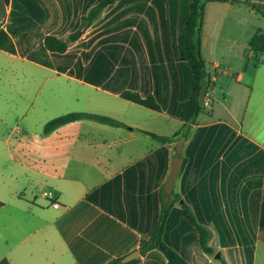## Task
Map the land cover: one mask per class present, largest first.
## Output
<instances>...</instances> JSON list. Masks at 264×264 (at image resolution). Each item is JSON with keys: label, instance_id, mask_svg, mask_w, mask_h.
Returning <instances> with one entry per match:
<instances>
[{"label": "crops", "instance_id": "crops-1", "mask_svg": "<svg viewBox=\"0 0 264 264\" xmlns=\"http://www.w3.org/2000/svg\"><path fill=\"white\" fill-rule=\"evenodd\" d=\"M97 1L0 0V27L15 46L14 53L0 49V110L21 118L14 126L0 120V264H102L135 249L131 264H166L159 250L140 253V246L158 220L178 141L145 131L171 135L182 125L192 73L177 37L189 0H115L64 52L45 47V35L65 38ZM257 3L264 0L205 4L201 54L211 81L207 99L215 104L181 140L173 188L181 200L162 235L191 264H223L220 257L264 264V58L241 40L235 74L218 71L215 58L225 49L221 26L222 37L235 33L223 19L247 15ZM17 81L25 83L18 88ZM35 83L41 89L33 95ZM125 89L153 95L161 110L122 98ZM39 96L44 110L67 105L123 124L80 119L45 133L46 118L33 121L25 112ZM182 200L211 230L214 255L201 249Z\"/></svg>", "mask_w": 264, "mask_h": 264}, {"label": "trees", "instance_id": "trees-1", "mask_svg": "<svg viewBox=\"0 0 264 264\" xmlns=\"http://www.w3.org/2000/svg\"><path fill=\"white\" fill-rule=\"evenodd\" d=\"M115 0H98L92 5L85 14L81 15L79 26L72 32L68 33L65 38L59 37L53 34H47L44 37V45L49 51L53 52H64L69 42L75 41L94 20H96L102 10L113 3ZM208 1H223V0H189L188 2V14L184 25L177 37L178 53L181 59L185 60L192 73V86L189 97L183 101L179 118L182 121L181 127L171 135H159L153 132L145 131L152 137L156 138L161 142L179 141L185 140L189 136L191 124L195 121L196 117L200 113H206L208 110L205 105L199 102V90L206 84L208 87L211 85L207 73L206 61L201 54V37H202V26L204 18V8ZM258 9L261 16L264 18V3H257L255 6ZM0 49L8 51L10 53L15 52L14 43L9 34L0 27ZM248 49H253L261 57L264 58V32L255 33L249 43ZM257 61V58L253 57ZM120 96L126 100L132 101L144 107L150 108L155 111H160V105L156 101L153 95H143L137 91L125 89L121 91ZM80 119H90L100 123L110 125H122L123 123L113 117L88 112V111H70L57 115L47 120L43 126V131L48 133L58 126ZM165 195L161 191V207L159 212L158 220L151 234L145 238L140 246V253H144L150 249L159 250L166 259V264H191L187 262L175 249L167 245L163 240V231L165 227V221L171 206L174 202L181 200V196L173 192L169 198H165ZM182 209L189 220V222L195 227L198 233V241L201 249L209 254L214 255L216 250L210 246L209 241L211 239V230L199 223L190 206L181 201ZM121 257L112 258L102 264H131L136 259L128 262H121ZM223 264L227 262L220 257Z\"/></svg>", "mask_w": 264, "mask_h": 264}, {"label": "rangeland", "instance_id": "rangeland-1", "mask_svg": "<svg viewBox=\"0 0 264 264\" xmlns=\"http://www.w3.org/2000/svg\"><path fill=\"white\" fill-rule=\"evenodd\" d=\"M251 5L253 6V3H251ZM245 12L243 11L241 13V15L238 17V15H236L235 17H227L225 19H223V21L221 22V24L223 25H229V19H231L232 22V26L233 29L235 30L234 35H232L233 39H236V43L233 45H230V42L232 40L226 39L227 38V33L223 30L225 29L224 26H221L222 29L220 31L219 34V42L220 45L223 46L224 49V53L223 55H216V59L219 62L218 68L217 70L219 71H224V72H228L231 74H235L238 70V57H237V53H238V44H239V40H241L242 43H248L251 39V37L256 33V31H263L264 32V18L261 16V14L259 13L258 9H256L255 7H253V9L251 10V12L249 11V14L245 15ZM222 35H225L226 38L222 37ZM217 40V41H218ZM222 47V48H223ZM248 47V44L246 45L245 48ZM232 51L231 56H228L227 52ZM260 60V59H259ZM224 74H220L218 73V80L221 79H225L222 77H225ZM28 83V81H26ZM219 82V81H218ZM24 82H20L17 81L16 84L18 85V88L21 87V85H23ZM220 84V83H219ZM46 87V86H45ZM29 88V87H28ZM38 88H40V85L38 84H34L32 86V93L34 95V92L38 90ZM41 89V88H40ZM36 95V94H35ZM221 100V98H220ZM247 99V96L245 98H243V102L245 103ZM44 100H42V98L39 96V98L35 99L33 108L30 110H26L25 112L28 113L27 114V119H30L33 116V121H39V120H43L44 118H46V120H49L57 115H60L62 113L65 112H70V111H77V110H73L70 107H65V105H61L56 107L55 109H46L44 110L42 108V103ZM228 102L234 104L235 99L232 96L228 97ZM215 101L213 99L208 100V103L206 104V109L208 110L210 106L214 105ZM70 108V109H68ZM27 109V108H26ZM30 111H32V116ZM18 114L16 115L14 112L11 111V109H2L0 110V120L5 121L6 123H9V126H14L20 118V115ZM223 116V114H222Z\"/></svg>", "mask_w": 264, "mask_h": 264}, {"label": "water", "instance_id": "water-1", "mask_svg": "<svg viewBox=\"0 0 264 264\" xmlns=\"http://www.w3.org/2000/svg\"><path fill=\"white\" fill-rule=\"evenodd\" d=\"M254 6V5H253ZM208 86L204 84L200 90H199V102L203 104V98L206 94ZM182 144L183 142L179 140L176 145H175V154L171 157L170 161V170L165 178V181L162 186V192L166 194H171L173 192L174 188V182L179 174V171L181 169V166L183 164V156L181 155V150H182ZM139 257V251L138 250H133L124 256L121 257V262H128L130 260L136 259ZM215 257H218L216 254Z\"/></svg>", "mask_w": 264, "mask_h": 264}, {"label": "built area", "instance_id": "built-area-1", "mask_svg": "<svg viewBox=\"0 0 264 264\" xmlns=\"http://www.w3.org/2000/svg\"><path fill=\"white\" fill-rule=\"evenodd\" d=\"M207 94H208V92L206 91V94H205V96H204V98H203V105H205V106H206V104L208 103ZM44 194L47 195V196L50 197V198H53V193H52L51 191H49V192H45ZM52 204H53V206H55V207L58 205V203H57L56 201H53Z\"/></svg>", "mask_w": 264, "mask_h": 264}]
</instances>
